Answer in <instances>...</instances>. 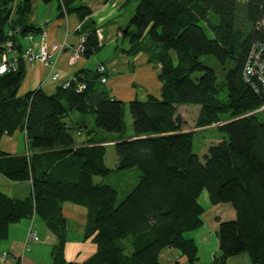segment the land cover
Here are the masks:
<instances>
[{
    "label": "trees",
    "instance_id": "obj_1",
    "mask_svg": "<svg viewBox=\"0 0 264 264\" xmlns=\"http://www.w3.org/2000/svg\"><path fill=\"white\" fill-rule=\"evenodd\" d=\"M78 1L58 0L59 16L89 17L91 9ZM32 11L33 0H0V52L8 38L18 51L16 69L0 74V140L20 131L32 150L13 154L0 149V174L29 185L23 198L0 189V240L8 238L10 225L38 217L55 236L51 264H165L160 260L165 248L177 249L194 264L198 246L184 233L203 224L199 197L206 191L211 204L230 203L236 213L235 219L219 223L214 260L224 264L247 253L252 264H264V97L242 77L251 44L264 41L259 26L264 0L138 1L122 36L134 54L142 50L144 38L158 44L153 60L160 64L161 90L159 97L148 94L128 102L134 138L124 136L123 101L110 95L96 70L91 78L77 76L76 82L86 84L80 92L76 82L63 87V81L52 93L41 87L18 93L24 75L20 38L41 32L29 21ZM86 22L83 55L89 57L102 44L95 21ZM204 54L233 63L225 73L226 99L219 96L215 71L200 60ZM195 71L202 74L194 79ZM177 105H199L195 128L214 126L224 134L202 158L193 152L194 130H182ZM72 111L94 116V125H85L89 133H119L115 170L138 168L137 184L120 202L116 189L94 181L111 171L105 145L88 139L76 146L73 133L84 125L66 121ZM65 202L87 210L81 241H90L94 250L82 261L65 258Z\"/></svg>",
    "mask_w": 264,
    "mask_h": 264
},
{
    "label": "crops",
    "instance_id": "obj_2",
    "mask_svg": "<svg viewBox=\"0 0 264 264\" xmlns=\"http://www.w3.org/2000/svg\"><path fill=\"white\" fill-rule=\"evenodd\" d=\"M132 1L79 0L78 4H85L92 11L89 17L81 19L75 13L59 16L58 0L50 2L33 0V11L29 21L37 28H40V30L46 32V39L49 45L52 43H65V47L55 55V65L59 71V78L56 80L51 78V69L49 67L39 62L29 63L23 58L24 75L18 93L23 95L38 87H41L47 93H52L57 85L73 76L91 78L92 71L95 70L96 65L104 63L108 81L103 83V85L110 90V95L113 98L121 101H130L137 98V93L134 92L136 83H139V87L144 88L146 95L152 94L159 97L161 81L158 78V69L160 64L153 60V54L149 56L144 52L134 54L131 48L132 43L128 38L122 36L124 32L121 31V28L129 24L130 20V18L129 20L124 18L123 10ZM88 19L94 20L95 26H101L102 45L100 50L89 57L81 54L76 61L70 64L67 59L72 47L79 42L81 34H86L89 31L88 22H86ZM34 38L38 40L40 33H34ZM20 44L21 48H23L27 44V40L20 38ZM110 44L113 45L109 49L108 45ZM176 110L182 119V130H191L186 128L185 119L178 112V105ZM199 111L200 106L195 117L198 116ZM85 116L77 115L74 120L69 121L71 125L79 122L84 125V128L79 131L75 130L73 133L76 146L85 140L93 139L97 143L104 144L106 148V143L115 145V142L120 139L117 132L105 133L107 131L100 130L96 133H89L88 129H86V124H84L86 122ZM68 117H66V121ZM124 136L125 138H134L135 135L132 131V133L130 132ZM21 140L25 145L24 151L21 149ZM215 140L218 141L216 138ZM0 149L13 154H23L26 150L32 152V150H28L25 135L20 131H15L12 135L3 136L0 140ZM104 161L106 164V152ZM116 164L117 156L114 162L115 167ZM0 189L11 197L23 198L29 192V185L28 182L10 181L0 174ZM200 196L202 199L199 198V201L204 207L202 214L203 224L198 229L189 231L190 233L187 237L194 239L198 246L197 261L202 264H219V262L214 260V256L219 253L217 229L221 221L235 219L236 213L230 203L211 204L206 191H203ZM86 213L87 210L83 206L70 202L63 204V214L67 221V236L69 231H71L75 235L79 234L76 237L80 240L84 232ZM35 220L26 218L9 226L8 238L0 240V264H12L15 259H20L21 264H51L50 250L55 242V236L49 229H44L40 223L41 221H37L35 225V222H33ZM31 230L35 233V239L33 237L28 238ZM38 234L41 237L40 241ZM76 242L81 245V251L79 250L78 258L75 257V260L82 261L92 254L94 246L90 241ZM40 243L47 245V251H45L47 257H44L43 253L34 252L37 249V244ZM83 246H87L86 250H83ZM3 250L7 251L6 255L2 254ZM82 252L85 253L84 257H81ZM160 260L165 264H190L186 256L174 248L163 249L160 253ZM224 264H252V262L247 253H241L227 258Z\"/></svg>",
    "mask_w": 264,
    "mask_h": 264
},
{
    "label": "rangeland",
    "instance_id": "obj_3",
    "mask_svg": "<svg viewBox=\"0 0 264 264\" xmlns=\"http://www.w3.org/2000/svg\"><path fill=\"white\" fill-rule=\"evenodd\" d=\"M139 0H133L132 2L128 3L126 5V7L124 8V18H127L129 20V18H131V16L134 14L135 12V8H136V4L138 3ZM128 25V24H127ZM125 25V27L127 26ZM129 26V25H128ZM124 27V28H125ZM206 33L209 37H213V33L212 31L207 28ZM103 40V38H102ZM101 40V41H102ZM102 44V43H101ZM113 44L108 45L109 49L112 47ZM142 45V50L140 52H144L146 54H148V56L150 54H153V58L155 59V55L158 51V44L155 42H152L151 40L144 38L143 42L141 43ZM157 46V48L155 49V47ZM160 47V46H159ZM107 49V47H106ZM154 51V52H153ZM200 60L207 65L208 67L212 68L215 71V74L217 76V83L220 87V92H219V96L223 99L227 98V90H226V86H225V73L226 71L233 65L232 61L229 59L227 60V62L225 64H221L220 62L217 61V59L211 55V54H204L200 56ZM173 61L176 63V57L173 56ZM202 74L201 71H195L191 74L192 78H197ZM134 92L137 93V98L140 100H143L146 98V93L143 87H139V83H136V85L134 86ZM128 102L127 101H123V106H122V119H123V123H124V135L129 134L130 132L132 133L133 127H132V118H131V114L129 111V106H128ZM199 110V105H178V112L183 115L182 117L185 119V124H186V128L187 129H194L195 128V121L197 117H195V114H197ZM73 114L70 113L69 117H68V121L70 120H74V117H76L77 115H81L80 113L76 112V111H72ZM227 114H223L221 116L222 119L227 118ZM93 115L92 114H87L85 116V124L87 126H93L94 122H93ZM96 133V132H95ZM105 133H112V132H105ZM224 134L220 131L217 130L216 127L214 126H208V127H204V128H198V129H194V134H193V152L197 153L199 155L200 158H202L203 154L206 153L207 147L212 144L217 142L215 140L218 139L221 140ZM97 138H99L97 136ZM106 164L109 168H112L111 171L104 177L101 176H95L94 177V181L95 182H103L106 184H109L110 186H112L114 189H116L117 191V202H120L125 196L126 194L137 184L138 180H139V170L137 167H130L128 169L125 170H115V158H116V152H115V147L114 144H110V143H106ZM21 149L22 151L25 150V145L23 144V141L21 140ZM200 199L201 196L199 197ZM200 202V201H199ZM37 221H41L40 223L43 225L44 229H47L46 226L44 225V223L42 222L41 219H39L37 217V219L34 221L35 225L37 224ZM34 225V226H35ZM189 231L185 232V236L187 237V235H189ZM33 233L32 231H30L28 238L33 237ZM76 236H79V234H76L69 231L68 233V241L66 243V247H65V258L67 260H75L74 258L77 257L78 258V252L80 249V244L77 243L76 241H81V237L80 240L77 239ZM38 237L40 238L39 241L41 240L40 234H38ZM75 237V239H74ZM34 238V237H33ZM38 246H36V250L34 252H40L44 254V257L46 256L45 251H47V245L45 243H40L37 244ZM41 247V248H40ZM87 246H83V250H86ZM42 249V250H39ZM86 252V251H84ZM82 252L81 257L85 256V253ZM203 255V254H202ZM73 257V258H72ZM72 258V259H71Z\"/></svg>",
    "mask_w": 264,
    "mask_h": 264
},
{
    "label": "built area",
    "instance_id": "obj_4",
    "mask_svg": "<svg viewBox=\"0 0 264 264\" xmlns=\"http://www.w3.org/2000/svg\"><path fill=\"white\" fill-rule=\"evenodd\" d=\"M259 26L264 27V12L260 19ZM40 38L36 40L32 34L25 37L27 44L23 47V56L29 63L39 62L51 69V78L56 80L59 78V71L55 65L56 54L62 51L65 47V43H52L48 44L46 40V32L40 30ZM11 33V31H9ZM95 35L99 45L102 43V28L97 26L95 28ZM85 35L79 36V42L72 47L68 56V63L72 64L76 59L83 54L84 51ZM3 51L0 52V74L5 72L14 71L17 67L18 51L15 47V43L12 39L8 38L3 44ZM96 72L99 73V80L101 83H107L108 79L104 72L106 66L104 63H99L95 68ZM242 77L246 83H248L253 90L261 94L264 97V41H254L249 52L245 58ZM73 80H77V77H72ZM72 83V80H66L63 82V87H68ZM86 88L84 81H79L76 84V91L80 92ZM264 108V104L261 106ZM34 237V234H33ZM194 264H201L195 262Z\"/></svg>",
    "mask_w": 264,
    "mask_h": 264
},
{
    "label": "bare ground",
    "instance_id": "obj_5",
    "mask_svg": "<svg viewBox=\"0 0 264 264\" xmlns=\"http://www.w3.org/2000/svg\"><path fill=\"white\" fill-rule=\"evenodd\" d=\"M28 35H29V34H28ZM32 35H33V34H32ZM33 36H34V35H33ZM73 77H74V76H73ZM67 80H72V82H74V83L76 82L75 80L72 79V77H71V78H68ZM76 83H77V82H76ZM75 89H76V87H75Z\"/></svg>",
    "mask_w": 264,
    "mask_h": 264
},
{
    "label": "water",
    "instance_id": "obj_6",
    "mask_svg": "<svg viewBox=\"0 0 264 264\" xmlns=\"http://www.w3.org/2000/svg\"><path fill=\"white\" fill-rule=\"evenodd\" d=\"M127 28H128V25L125 28H123L124 33L126 32Z\"/></svg>",
    "mask_w": 264,
    "mask_h": 264
}]
</instances>
